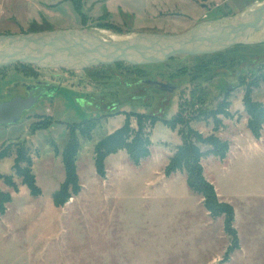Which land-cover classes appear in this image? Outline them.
<instances>
[{
  "label": "rangeland",
  "instance_id": "1",
  "mask_svg": "<svg viewBox=\"0 0 264 264\" xmlns=\"http://www.w3.org/2000/svg\"><path fill=\"white\" fill-rule=\"evenodd\" d=\"M262 1L0 0V35L28 33L32 24L49 31L175 35ZM219 56L226 61L224 68L200 73L196 79L190 73L198 62L190 56L174 57L159 65L117 64L85 72L28 65L0 70V104L24 95L23 85L36 83L45 89L43 98L23 112L17 123L0 126V149L26 141L41 190V195L33 198L20 179H14V191L0 178V191L12 197L0 217V264H264V125L262 141H255L242 103L245 87L255 83L264 69V43L238 45ZM101 75L109 77L105 84L121 86L108 90L102 86L96 92V78ZM140 79L177 88L163 93L137 85ZM126 84H136L133 93L144 97L135 100ZM92 97L103 101L93 105ZM252 97L264 105L262 84L253 88ZM223 103L228 104V115L217 117V135L230 144H235L236 138L238 149L224 162L207 155L201 164L206 178L218 188L220 200L235 212L239 249L224 262L230 244L224 217L209 216L201 196L188 189L184 172L169 179L164 175L182 142L180 131L190 128L204 136L212 134L211 113ZM107 105L116 108L109 113ZM132 112L154 114L160 120L146 128L152 142L150 157L134 166L126 152L119 151L105 160L106 176L102 179L95 172L94 145L120 128ZM104 114L92 139H79L76 166L80 193L55 206L53 195L65 177L61 152L70 128ZM46 119L51 122L47 129H31L33 123H46ZM174 119L182 122L171 130L164 122ZM130 123L136 129L133 117ZM13 165L14 154L0 159V175H13Z\"/></svg>",
  "mask_w": 264,
  "mask_h": 264
},
{
  "label": "trees",
  "instance_id": "2",
  "mask_svg": "<svg viewBox=\"0 0 264 264\" xmlns=\"http://www.w3.org/2000/svg\"><path fill=\"white\" fill-rule=\"evenodd\" d=\"M41 31L49 30L46 27L36 28V25L32 24L28 33ZM219 55L220 53L190 57L198 62V65L194 66V73L196 72V75L190 73L191 78L196 79L199 77L200 73L201 75L207 74L214 68H224L226 61L220 58ZM17 65L25 66L23 64ZM180 74H182L181 71ZM259 83L262 84L264 88V69L256 76L255 83H250L245 87L242 98L243 107L248 116L247 127L255 140L261 138L262 126L264 125V105L254 101L252 97V90L256 88ZM193 99L195 98L193 97L192 100ZM201 103L202 105L205 104L204 101H201ZM226 103H223L219 109L211 113V117L215 124L212 134L204 136L202 133L190 128H187L186 131H180L182 142L177 146L164 169V175L166 177L177 172H184L188 189L193 194L201 196L203 207L209 216L214 219L221 216L224 217L223 228L225 234L230 238V244L224 254L222 262L227 261L229 256L239 249L238 236L234 227L235 212L230 204L221 202L218 199L214 186L204 177L201 160L207 155H212L219 160H224L229 152V143L227 141H222L217 136L219 128L218 121L216 120L219 115H228L226 114V107L228 105ZM129 115L130 116H126L120 128L101 137L94 145L93 155L95 172L97 176L102 179L106 176L105 160L109 156L117 154L119 151H125L134 166H139L143 160L150 157L152 142L150 140V132H147L146 128L147 126L153 128L160 120L154 114L132 112ZM132 117L136 122V129L131 127L130 118ZM45 121L47 122L33 123L31 129L33 131L47 129L51 125V122L48 119ZM181 122L180 120L177 122L176 119H174L171 122H164V124L168 126L169 129L174 130ZM94 128L95 124L92 123V121L88 122L87 125L83 123L74 124L70 128L68 140L61 152V163L65 170L64 181L60 185L59 190L53 195V201L57 207L68 202L69 199L76 197L81 191L76 166L77 155L80 149L79 139L91 140ZM204 147H206L207 150H203ZM13 154V175H0V178L3 179V182L7 186L14 189V191H17V185L14 179L18 178L21 184L28 188L33 198L39 197L41 195V190L36 185L35 176L32 172L33 161L31 150L26 146V141L10 143L0 149V159ZM11 202V195L0 191V217L6 212L5 206Z\"/></svg>",
  "mask_w": 264,
  "mask_h": 264
},
{
  "label": "water",
  "instance_id": "3",
  "mask_svg": "<svg viewBox=\"0 0 264 264\" xmlns=\"http://www.w3.org/2000/svg\"><path fill=\"white\" fill-rule=\"evenodd\" d=\"M260 43H264V1L175 35L135 32L117 36L86 29L0 35V70L17 64L68 72L118 63L159 65L178 56H207L238 45ZM40 97H32L31 93L27 98L14 97L0 104V126L17 123Z\"/></svg>",
  "mask_w": 264,
  "mask_h": 264
},
{
  "label": "flooded vegetation",
  "instance_id": "4",
  "mask_svg": "<svg viewBox=\"0 0 264 264\" xmlns=\"http://www.w3.org/2000/svg\"><path fill=\"white\" fill-rule=\"evenodd\" d=\"M221 53V52H220ZM213 55V54H212ZM196 57H199V56H196ZM123 64H126V63H123ZM114 65H116V64H114ZM128 65V64H127ZM110 66H112V65H110ZM131 66V65H130ZM104 67H107V66H104ZM135 67H137V66H135ZM139 67V66H138ZM97 68V67H96ZM93 69V68H92ZM90 70V69H89ZM88 71V70H87ZM68 72V71H67ZM82 72H85V71H82ZM97 79V81L96 82H98L99 83V85H96L95 86V91L96 92H99V90H100V88L102 89L103 87L102 86H106L107 88H106V90H108L109 88H111V89H114V88H119L121 85H118L117 84V82L116 83H107V84H105V82H104V80H108L109 79V77L107 76V78L105 79V78H103V76L101 75V77H98V78H96ZM150 82H152V81H150ZM154 83H161V84H163V85H167V87L166 88H161V87H159L158 85H156V84H153V83H148V80H144V79H140V80H138L137 81V85H143V86H145V85H147V86H152V87H155V88H157V89H159L160 91H162L163 93H170V92H174L175 90H176V86H173V85H170L169 83H163V82H154ZM112 84H115V85H112ZM136 84H126L127 86H125V88H127V92H134L135 91V85ZM22 88H23V90H24V95H19V96H16V97H21V98H27L31 93H32V97H36V96H38V95H41V99L43 98V96L45 95V89H44V86L43 85H40V84H36V83H31V84H26V85H23L22 86ZM101 95H103V93L102 94H100L99 96H101ZM111 98H113V97H115V95L113 96V94H111ZM142 97H144V96H135V94L133 93V98L135 99V100H141V98ZM40 98H39V100H40ZM93 98V100H92V104L93 105H97V104H99V102H101V101H103V99H101V100H96V98H94V97H92ZM144 99V98H143ZM38 100V101H39ZM108 108L110 109L109 111H107V112H112L116 107H110L109 105H107V110H108ZM105 115H107V114H104V115H102V116H100L99 118H92V119H89V120H85V121H83V122H81V123H77V124H86L87 125V123L88 122H91L92 121V123H94L95 124V128L93 129V131H92V136H93V133L95 132V130L101 125V122H102V120L104 119V116Z\"/></svg>",
  "mask_w": 264,
  "mask_h": 264
},
{
  "label": "crops",
  "instance_id": "5",
  "mask_svg": "<svg viewBox=\"0 0 264 264\" xmlns=\"http://www.w3.org/2000/svg\"><path fill=\"white\" fill-rule=\"evenodd\" d=\"M218 134V133H217ZM218 136V135H217ZM219 137V136H218ZM239 140H241V139H239ZM260 140L262 141V137L259 139V140H255V141H258V142H260ZM234 142H235V144H230L229 142V152L227 153V155H226V158L224 159V160H219V159H217V158H215V159H217L219 162H224V161H226V160H228L229 159V157L230 156H232V154L234 153L233 151H234V149H238L237 148V146H238V144L236 143V138H234V140H233ZM254 143H256V142H254ZM203 159V158H202ZM201 162H202V160H201ZM166 167V166H165ZM203 167V166H202ZM175 174H178V172L177 173H175ZM175 174H172L171 176H169V177H165V178H167V179H169V178H171V177H173ZM203 174H204V171H203ZM204 177H205V179L209 182V183H211L213 186H214V189H215V191H216V194H217V196H218V199L220 200V194H219V192H218V188L216 187V185H215V183L211 180H208L207 178H206V176H205V174H204ZM221 202H225V203H227L226 201H224V200H220Z\"/></svg>",
  "mask_w": 264,
  "mask_h": 264
}]
</instances>
